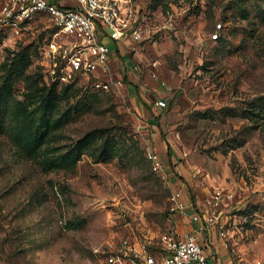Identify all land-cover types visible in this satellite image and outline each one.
I'll list each match as a JSON object with an SVG mask.
<instances>
[{
	"label": "rangeland",
	"instance_id": "rangeland-1",
	"mask_svg": "<svg viewBox=\"0 0 264 264\" xmlns=\"http://www.w3.org/2000/svg\"><path fill=\"white\" fill-rule=\"evenodd\" d=\"M10 1L0 0V264H100L97 247L122 237L159 250L177 188L196 210L219 194L232 264H264V0H110L142 38L121 44L129 67L112 53L120 84L109 90L78 74L54 81L46 50L58 29L39 15L16 32L2 20ZM135 74L166 92L156 129L168 164L137 93L157 98L129 89Z\"/></svg>",
	"mask_w": 264,
	"mask_h": 264
},
{
	"label": "built area",
	"instance_id": "built-area-1",
	"mask_svg": "<svg viewBox=\"0 0 264 264\" xmlns=\"http://www.w3.org/2000/svg\"><path fill=\"white\" fill-rule=\"evenodd\" d=\"M68 5L64 0H11L3 11L5 25L20 32L24 24L39 15L47 16L58 29L61 38L53 39L47 47L49 73L54 81H67L73 75H84L96 89L109 90L118 85L111 77L110 53L112 41H124L130 37L140 40L142 32L126 21L117 4L110 0H75ZM164 100L156 105L164 106ZM153 169L166 174L159 154L150 153ZM219 194L208 204L196 210L188 203L182 189H175L171 196L170 211L190 216L192 227L182 232L174 227L161 237V248L153 251L122 237L107 241L97 247L100 264H215L198 240V234L216 227L220 236L228 240L225 221L218 213ZM192 210V212H191ZM225 241V247L229 245Z\"/></svg>",
	"mask_w": 264,
	"mask_h": 264
},
{
	"label": "crops",
	"instance_id": "crops-1",
	"mask_svg": "<svg viewBox=\"0 0 264 264\" xmlns=\"http://www.w3.org/2000/svg\"><path fill=\"white\" fill-rule=\"evenodd\" d=\"M124 41H112L111 42L113 49L110 53V64L113 65V63H114V62H112V57H111L112 53L114 51L119 52V54L123 58L128 57L126 54L122 53L123 50L121 48L122 47L121 44H123ZM124 60L126 62V66L129 67L128 59L124 58ZM128 81H129L128 82L129 89L133 88V86L137 87L139 84H143L145 86L148 85L149 88L151 89V92H149L148 94L153 93V95L156 96V98H157V100H155V104H156V101L163 100V98L165 97L164 95L166 94V92L161 90V88L159 86V82L154 81L151 77H149V75L135 74V77L130 75ZM142 95L143 94L141 93V91H139L137 93V96L141 102L140 107H142L140 109L142 110L143 115H145L147 117V122L156 130V132L154 133V141H155L153 144L154 150L156 152H158L159 154H163V156H164L165 155L164 151H166L165 150L166 145L160 141L161 133L158 129H156V127L159 128L160 130L162 129V125L160 124L161 121L158 119L160 115L162 117V109H161V107H157V105H155V104L151 105L150 103H148L146 98H148V100L150 99L152 101L151 97H149V96L144 97ZM164 158H165V162L168 164V161L170 162L172 156L169 157V155H168V158L170 160L167 159L166 156H164ZM167 168H168V166H167ZM191 212H192V210H191ZM192 226L193 225H192L190 216L177 215L175 217L174 227H177V229H179L180 231L186 232L189 229H191ZM198 240L202 244V246H203L205 252L207 253V255L209 256V258L211 260H213L215 262V264H232L231 256L229 254V249H227L225 247V241L226 240L220 236L216 227H210V228L200 232L198 234Z\"/></svg>",
	"mask_w": 264,
	"mask_h": 264
},
{
	"label": "trees",
	"instance_id": "trees-1",
	"mask_svg": "<svg viewBox=\"0 0 264 264\" xmlns=\"http://www.w3.org/2000/svg\"><path fill=\"white\" fill-rule=\"evenodd\" d=\"M118 53H119V52H118ZM124 58L127 59V57H124ZM168 155H169V157L172 156V149H171L170 146L168 147ZM146 188H147L149 191H152L151 186H150L149 183H147Z\"/></svg>",
	"mask_w": 264,
	"mask_h": 264
}]
</instances>
